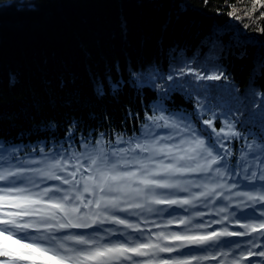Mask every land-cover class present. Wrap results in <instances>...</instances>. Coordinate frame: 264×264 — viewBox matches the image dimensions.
<instances>
[{
  "label": "snow or ice",
  "instance_id": "1",
  "mask_svg": "<svg viewBox=\"0 0 264 264\" xmlns=\"http://www.w3.org/2000/svg\"><path fill=\"white\" fill-rule=\"evenodd\" d=\"M242 35L238 45L247 42ZM214 59L178 61L183 67L167 76L171 83L145 113L139 135L112 140L88 132L77 140L74 118L66 139L48 151L46 144L0 140V264H264V98L256 99L264 92L240 96L211 83L227 79ZM256 72L264 75V59ZM156 75L164 79L149 74L153 88ZM75 79L62 77L58 87ZM94 84L102 97L103 83ZM109 85L114 93L123 86L110 78ZM173 92L183 93L192 110L169 108ZM48 103L55 108V99ZM234 140L244 142L238 158ZM244 181L248 190L233 191ZM205 209L219 218L205 221ZM149 216L161 219L151 221L160 230L130 219L147 225ZM226 221L241 230L212 228ZM173 224L181 230H168Z\"/></svg>",
  "mask_w": 264,
  "mask_h": 264
},
{
  "label": "trees",
  "instance_id": "2",
  "mask_svg": "<svg viewBox=\"0 0 264 264\" xmlns=\"http://www.w3.org/2000/svg\"><path fill=\"white\" fill-rule=\"evenodd\" d=\"M262 30L264 0H0V140L46 144L48 151L66 139L74 118L77 140L88 132H105L112 140L118 133L139 135L145 113L171 83L167 76L183 67L181 59L217 57L212 62L227 79L211 83L240 96L264 92V75L254 73L264 59ZM241 33L247 42L238 45ZM152 73L164 76L156 75L155 88ZM71 76L75 84L60 89V79ZM109 78L123 85L115 93ZM94 81L103 83L102 97L95 95ZM66 99L71 106L63 105ZM167 106L192 110L180 92L171 94ZM230 147L238 158L244 142L234 140ZM246 183L233 191L248 190ZM236 203L234 197L233 208Z\"/></svg>",
  "mask_w": 264,
  "mask_h": 264
},
{
  "label": "rangeland",
  "instance_id": "3",
  "mask_svg": "<svg viewBox=\"0 0 264 264\" xmlns=\"http://www.w3.org/2000/svg\"><path fill=\"white\" fill-rule=\"evenodd\" d=\"M49 183H54V182H49ZM235 201H237V199L235 198ZM220 202V198H217V203L219 204ZM245 211H250V209H245ZM205 212H206V215L204 216V220L205 221H210L211 219L213 218H219V217H213L211 214H209L208 210L205 209ZM239 214V212H238ZM122 216L124 214H121ZM130 219L132 220V222H139L141 224V227L142 228H147V229H150L151 231H158L160 229H157L155 227V224L151 223V221H155L156 224H159L161 223V219L157 216H149L148 217V220H149V223L147 225H145V223L143 222V220H138L136 217H130ZM107 226V225H106ZM223 226H228L230 230H237V231H240L241 229L238 228V226H236L235 224H233L231 221H226L225 222V225H216V224H213L212 225V228H220V227H223ZM212 228H209L208 231H211ZM168 230H171V231H178V230H181L180 228H178L177 225L173 224V225H170L169 226V229ZM71 231H91V229H85V230H81V229H73ZM233 239H237V240H244V239H247V238H233ZM162 255H167V254H162ZM174 255V254H173ZM212 264H215V262H212Z\"/></svg>",
  "mask_w": 264,
  "mask_h": 264
}]
</instances>
